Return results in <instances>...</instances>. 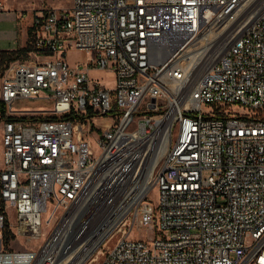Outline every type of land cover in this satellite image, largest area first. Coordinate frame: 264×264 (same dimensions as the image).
I'll list each match as a JSON object with an SVG mask.
<instances>
[{
  "label": "built area",
  "instance_id": "1",
  "mask_svg": "<svg viewBox=\"0 0 264 264\" xmlns=\"http://www.w3.org/2000/svg\"><path fill=\"white\" fill-rule=\"evenodd\" d=\"M28 31L0 81V264H264V0H71ZM35 99L52 119L17 118Z\"/></svg>",
  "mask_w": 264,
  "mask_h": 264
},
{
  "label": "rangeland",
  "instance_id": "2",
  "mask_svg": "<svg viewBox=\"0 0 264 264\" xmlns=\"http://www.w3.org/2000/svg\"><path fill=\"white\" fill-rule=\"evenodd\" d=\"M3 4L4 10L0 11V52L17 50L18 48L29 47L28 28L35 13H39L41 9L55 8V9H68L71 0H0ZM87 55L83 52L71 50L67 54V60L70 65L76 62H85ZM33 58L28 54L20 55L17 61L31 62ZM4 73V72H3ZM0 68V81L3 75ZM89 78L93 81H98L106 89L114 88V75L109 71H100L93 67L88 73ZM53 102L51 99H35V100H17L12 104V110L18 112H25L18 114L17 118H25L31 120L38 117L42 119L48 114L44 111H51ZM8 112V108L6 109ZM235 110V109H233ZM237 110V109H236ZM205 112V110H203ZM239 112V111H238ZM38 113V114H34ZM48 119V118H47ZM104 122V120H100ZM1 128L0 122V153H1ZM1 163V159H0ZM155 191L151 193V199L155 198ZM2 207L5 212L8 223H13L14 213L12 209L6 206L0 200V208ZM136 233H133V237ZM41 241L33 242L32 245L40 244ZM14 250H19L18 245H13ZM96 264V263H92Z\"/></svg>",
  "mask_w": 264,
  "mask_h": 264
},
{
  "label": "trees",
  "instance_id": "3",
  "mask_svg": "<svg viewBox=\"0 0 264 264\" xmlns=\"http://www.w3.org/2000/svg\"><path fill=\"white\" fill-rule=\"evenodd\" d=\"M29 32V31H28ZM28 38H29V47H25V48H18L17 50H12V51H1L0 52V68L2 73L5 71V69L7 68V66L12 63L15 62L19 59L20 55H24V54H28V52H30L31 50V36L30 33H28ZM7 110H6V105L0 100V122L3 121H11L14 120L15 118L9 117L6 114ZM44 118H50L48 116H45ZM20 120H25V118H19ZM31 120H43L41 117L35 118V119H31ZM0 212H4L2 207L0 208ZM3 237L5 240V244L8 243L9 239L12 237L11 232L9 231V228L6 226L4 232H3Z\"/></svg>",
  "mask_w": 264,
  "mask_h": 264
},
{
  "label": "bare ground",
  "instance_id": "4",
  "mask_svg": "<svg viewBox=\"0 0 264 264\" xmlns=\"http://www.w3.org/2000/svg\"><path fill=\"white\" fill-rule=\"evenodd\" d=\"M146 180H147V179L145 178V181H144V182H147Z\"/></svg>",
  "mask_w": 264,
  "mask_h": 264
},
{
  "label": "crops",
  "instance_id": "5",
  "mask_svg": "<svg viewBox=\"0 0 264 264\" xmlns=\"http://www.w3.org/2000/svg\"><path fill=\"white\" fill-rule=\"evenodd\" d=\"M10 51H12V50H10Z\"/></svg>",
  "mask_w": 264,
  "mask_h": 264
}]
</instances>
